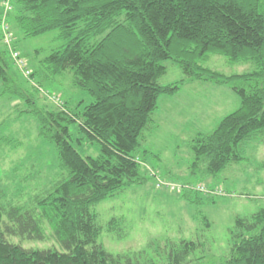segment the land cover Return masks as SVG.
<instances>
[{"label":"trees","instance_id":"16d2710c","mask_svg":"<svg viewBox=\"0 0 264 264\" xmlns=\"http://www.w3.org/2000/svg\"><path fill=\"white\" fill-rule=\"evenodd\" d=\"M12 2L16 14L9 20L26 38L56 31L62 43L33 69L28 81L36 89L17 79V66L0 42V96L17 99L23 105L20 116L37 122L39 140L56 149L60 178L27 205L0 201V264H134L130 254H114L100 242L105 227L95 206L150 177L163 185L160 173L146 175L150 166L139 156L161 96L178 94L191 80L228 85L241 101L214 130L199 132L188 143L195 179L216 178L245 160L249 144L264 143V0ZM1 25L2 19L0 41ZM213 55L251 69L231 75L213 71L204 66ZM167 61L177 64L185 78L161 84ZM68 79L93 98L81 112L67 101L60 107L46 95L54 94L45 91L46 85ZM77 122L85 137L71 131ZM87 142L100 146L97 156L80 151ZM181 197L193 206L204 202L199 192L185 188ZM201 218L210 226L207 217ZM121 220L112 219L107 231H120ZM230 235L228 254L212 264H264V208L237 217ZM9 238L53 239L59 248H26ZM198 246L182 241L167 264H189Z\"/></svg>","mask_w":264,"mask_h":264},{"label":"rangeland","instance_id":"374dc122","mask_svg":"<svg viewBox=\"0 0 264 264\" xmlns=\"http://www.w3.org/2000/svg\"><path fill=\"white\" fill-rule=\"evenodd\" d=\"M4 1L0 0V23ZM12 3L11 0L13 8L8 14V25L13 33L14 49L26 59L32 73L37 62L62 43L55 39L56 31L26 38L16 23L9 20L16 14ZM0 42L4 45L3 39ZM164 65L167 71L160 79L161 84L169 85L185 78L173 61ZM204 66L226 75L251 69L250 65L232 63L221 55L211 56ZM13 73L26 88L38 89L19 68L15 67ZM45 91L58 95L64 105L67 101L70 109L77 113L93 102L89 94L73 88L69 79L62 85H46ZM240 102L228 85L191 80L178 94L159 98L158 109L143 133L139 156L152 169H145L146 175H152L153 170L160 173L164 180L159 184L163 185L156 184V178L150 177L147 183L130 187L95 206L98 221L105 227L100 242L108 251L130 254L134 264L149 261L167 264L173 247L182 241L199 244L189 264H195L196 259H201L200 264H212L228 254L230 230L236 218L251 216L264 208V143L249 144L244 148L245 160L241 164L205 180L191 177L189 166L193 154L188 143L199 132L214 130L223 117L239 108ZM47 104L56 106L49 101ZM22 109L17 99L0 96V201L5 205L11 200L27 205L60 178L55 147L39 140L37 122L29 115L20 116ZM71 131L85 137L79 131V122L72 125ZM80 151L84 156L95 157L100 153V146L87 142ZM168 171L170 175L166 174ZM199 185L223 193L199 192L204 202L200 206L188 204L181 197L183 188ZM202 215L207 217L210 226L203 224ZM112 219L123 220L116 233L107 231ZM9 240L26 248H59L53 239L46 242Z\"/></svg>","mask_w":264,"mask_h":264},{"label":"built area","instance_id":"2783aa9c","mask_svg":"<svg viewBox=\"0 0 264 264\" xmlns=\"http://www.w3.org/2000/svg\"><path fill=\"white\" fill-rule=\"evenodd\" d=\"M3 7H4V14H3V18H2V25H1V29H2V34H3V43L5 44V46L7 47L12 60L14 61L15 65L24 73V75L29 78L31 76V70L28 67V63L27 61L22 57V55L20 54V52H18L17 50L14 49V37L12 32L9 29V25H8V14L9 12L12 10V5H11V0H6L3 3ZM47 92V91H46ZM46 95L49 96V98L56 103L58 106L63 107L64 103L61 100V98L56 95V94H49L47 93ZM180 186H178L179 188ZM192 187V188H191ZM189 190H194V191H198L201 193H205L208 195H217V194H222L223 192L217 193L218 191H222V190H209L206 187H204L203 185H199L197 187L194 186H188Z\"/></svg>","mask_w":264,"mask_h":264}]
</instances>
